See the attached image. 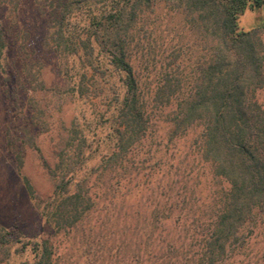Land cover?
Returning a JSON list of instances; mask_svg holds the SVG:
<instances>
[{
	"label": "trees",
	"instance_id": "obj_1",
	"mask_svg": "<svg viewBox=\"0 0 264 264\" xmlns=\"http://www.w3.org/2000/svg\"><path fill=\"white\" fill-rule=\"evenodd\" d=\"M36 1L55 29L52 39L61 53L82 60L84 72L116 80L108 91L111 109L98 117L110 123L109 133L98 141L110 151L90 166L95 155L84 148V135L77 138L73 156L64 157L62 151L49 170L55 185L43 207L45 220L56 232L69 233L95 219L93 226L109 231L131 264H227L241 230L255 221L256 213H264V106L256 100L264 87V24L251 31L239 25L247 11L264 8V0ZM160 5L183 16L198 38L199 56L193 73L168 74L161 87L146 94L135 74L134 57L141 47L134 37L144 17ZM4 40L0 26L1 46ZM157 103L162 112L171 109L161 121L169 126V143L199 129L193 145L197 167L208 169L217 185L202 199L194 189L202 184L197 167L182 170L163 162L155 165L157 171L151 167L148 177L160 176L166 183L164 201L172 200L174 186L182 190L180 201L171 204L177 212L159 228L147 219L130 223L133 218L116 204L139 189L126 174L128 163L132 151L154 138L157 123L149 107ZM115 173L122 178L112 184L106 176ZM201 180L206 183L208 175ZM13 243L11 234L0 232V258L10 256ZM27 250L32 259L22 264H53L54 246L48 239L19 249Z\"/></svg>",
	"mask_w": 264,
	"mask_h": 264
},
{
	"label": "rangeland",
	"instance_id": "obj_2",
	"mask_svg": "<svg viewBox=\"0 0 264 264\" xmlns=\"http://www.w3.org/2000/svg\"><path fill=\"white\" fill-rule=\"evenodd\" d=\"M263 24L264 8L247 11L239 20L244 31ZM0 26L5 33V46L0 43V232L11 234L14 241L10 256L0 258V264L30 261V252L19 249L35 239H48L54 246L53 264H131L122 258L109 231L93 226L95 219L76 232L58 233L43 217L55 185L49 170L56 167L62 151L64 157L73 156L82 135L88 138L84 148L95 155L90 166L110 151L98 145L110 127L106 119L98 117L111 109L108 91L115 78L108 75L103 80L98 73L84 72L82 60L61 53L52 39L55 29L46 22L36 0H0ZM138 28L134 38L141 49L133 63L146 94L161 87L168 74L193 73L198 38L181 14L160 5ZM260 39L264 41V30ZM256 100L264 106V87L256 93ZM160 107L159 103L149 107L153 123H157L154 138L132 151L129 159L126 174L132 175V186L139 185V189L116 203L123 214L133 218H128L130 223L144 224L147 219L158 228L177 212L171 204L180 201L177 195L182 190L181 185L174 186L172 200L164 201L166 183L160 176L148 177L153 171L150 168L163 162L184 170L199 162L193 146L199 129L169 143V126L161 121L171 109L162 112ZM72 139L76 143L71 147ZM149 158L151 163L145 162ZM196 171L202 184L194 188L195 195L201 191L203 199L217 185L208 169L197 167ZM119 175L107 174L106 179L114 184L122 178ZM202 175H208L206 183ZM97 187L100 185L94 188L99 193ZM240 237L227 264H264V213H256L255 221L241 230Z\"/></svg>",
	"mask_w": 264,
	"mask_h": 264
}]
</instances>
